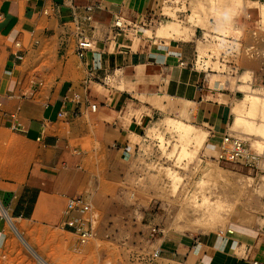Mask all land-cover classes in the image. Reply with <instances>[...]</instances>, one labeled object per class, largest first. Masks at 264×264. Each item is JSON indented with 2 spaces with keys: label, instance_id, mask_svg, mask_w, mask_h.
Returning a JSON list of instances; mask_svg holds the SVG:
<instances>
[{
  "label": "crops",
  "instance_id": "obj_1",
  "mask_svg": "<svg viewBox=\"0 0 264 264\" xmlns=\"http://www.w3.org/2000/svg\"><path fill=\"white\" fill-rule=\"evenodd\" d=\"M162 10L163 0H0V140L6 143L3 149L18 152L25 161L19 171L26 176L11 184L19 199L28 188L38 191L31 218L48 219L40 216V209L55 196L60 166L81 165L94 141L120 146L156 116L191 102L196 121L208 131L206 141L220 152L224 137L232 136V109L245 96L240 87L248 82L264 88V78L255 75L261 69L256 62L250 63L252 82L237 77L242 54L254 49L250 57L264 55L257 31L250 44L224 36L231 57L218 59L228 67L219 75L207 59H200L198 39L209 40L202 27L190 39L158 37L157 28L151 38L143 34L140 28L150 30L171 18L159 20ZM250 16L247 8L244 17ZM119 18L129 24L124 32L114 30ZM80 38L92 42L83 57L77 54ZM223 77L224 82L219 79ZM91 104L97 105L95 111ZM16 208L17 203L13 214L23 218ZM257 232L242 255L223 252L228 261L213 264L264 262V227ZM206 247L199 243L198 258ZM178 249L164 241L160 251L168 255Z\"/></svg>",
  "mask_w": 264,
  "mask_h": 264
},
{
  "label": "rangeland",
  "instance_id": "obj_2",
  "mask_svg": "<svg viewBox=\"0 0 264 264\" xmlns=\"http://www.w3.org/2000/svg\"><path fill=\"white\" fill-rule=\"evenodd\" d=\"M229 1L169 0L164 12L171 18L150 30H140L148 38L157 28L158 37L190 39L191 33L202 27L204 37L217 39L218 43L198 39L200 59L206 50L214 51L217 59L209 60L207 66L221 75L228 68L218 60L225 35L242 38L250 44L254 41L253 32L257 31L264 46L261 16L264 0L255 3L259 6L253 0ZM197 7L203 11L201 20L192 17ZM246 7L250 10V19L244 17ZM166 22L178 23L180 31L168 36L158 34ZM237 48L242 52L240 44ZM252 52L255 50L242 54L238 62L241 70L237 77L242 82H252V62L261 67L255 75L264 78V55L260 52L252 58ZM219 79L225 81L224 77ZM244 85L240 88L245 90V96L232 109L235 119L238 111L246 115L250 110L247 95L264 97V88L248 82ZM256 110L255 124L264 120L262 108L257 106ZM196 111L194 103L185 102L180 109L156 116L120 146L94 141L92 151L83 157L81 165L60 166L55 196L40 209V216H48L47 220L29 216L37 199V189H26L25 198L19 199L17 190L11 187L17 178L26 176L19 171L25 167V161L18 152L3 149L7 146L0 140V188L4 185V191L0 189V204L23 239L50 264H213V261H228L223 252L235 250L242 255L247 242L259 236L257 231L264 227V152H257L261 159L253 169L238 162H218L219 148L207 139L197 152L184 154L179 134L166 120L170 117L192 124L208 137V131L196 121ZM130 117L126 116L127 121ZM235 119L230 133L254 150L262 141H255L244 129L235 127ZM185 148L191 152L193 145L187 143ZM70 196H83L91 205L93 236L87 242H81L76 234L63 227L61 211ZM16 203V212L23 211V218L12 212ZM153 228L157 232H152ZM164 241L178 246V252L168 255L160 252L159 257L152 258ZM200 242L207 247L198 258ZM0 264H41L13 231L1 209Z\"/></svg>",
  "mask_w": 264,
  "mask_h": 264
},
{
  "label": "built area",
  "instance_id": "obj_3",
  "mask_svg": "<svg viewBox=\"0 0 264 264\" xmlns=\"http://www.w3.org/2000/svg\"><path fill=\"white\" fill-rule=\"evenodd\" d=\"M166 3H169V0H163V6H166ZM87 11H91L92 7H87ZM47 13V11H46ZM176 13H181L177 11ZM167 13L163 10L161 11L160 16H158L159 20H162L166 17H169ZM91 15H87L86 19L91 20ZM129 27V24L126 23L122 18H119L114 23V30H118L119 32H124L126 28ZM18 45V44H17ZM222 48L227 50V53L221 52L220 59L224 61L226 58L231 57L229 49L225 47V42L221 43ZM92 48V42L87 40L86 38H80L77 42V54L80 57H83L88 49ZM233 54L237 53L236 51H232ZM18 59L22 57L20 55L16 56ZM207 61H209L207 59ZM90 108L92 111H95L97 108L96 104H91ZM12 116H14L12 114ZM261 156L254 150H251L250 147L246 145V143L239 139L230 135H226L223 139V144L219 154L217 155L216 160L218 162L228 161V162H238L243 164L245 167L249 169L257 168L260 162ZM91 205L83 196H70L66 199L65 207L62 211V215L64 218L63 227L70 230L74 234H76L81 242H87L93 236V226L92 220L90 217ZM152 232H157L156 228L152 229ZM229 234H233L232 230L227 231ZM160 249H156L152 258H157L160 255ZM253 264H264V262L254 261Z\"/></svg>",
  "mask_w": 264,
  "mask_h": 264
},
{
  "label": "bare ground",
  "instance_id": "obj_4",
  "mask_svg": "<svg viewBox=\"0 0 264 264\" xmlns=\"http://www.w3.org/2000/svg\"><path fill=\"white\" fill-rule=\"evenodd\" d=\"M232 2H234V1L232 0ZM257 2L261 3L260 1L255 0V1H253V4H255ZM229 3H230V1H229ZM235 4H238V3H235ZM255 5H257V4H255ZM257 6H259V5H257ZM202 12L203 11L199 7H197L193 11L192 17L193 18L197 17V18H199V20H201ZM261 16H262V18L264 20V8L261 10ZM221 28H222V26L218 27L217 30H221ZM223 28L225 29V27H223ZM181 30L183 31V29H181ZM179 31H180V27H179L178 23L176 24L175 22H166L165 24H163L159 28V30L157 32L160 35H167L168 36V35H170L173 32H179ZM185 31L186 30H184V32ZM222 31L224 32V30H222ZM202 55H204V58L208 59V60H212L215 57L214 51H211V52H208V53L205 52ZM246 100L248 102H251L250 110L246 111V115L242 114V110L238 111L239 113L237 114V119H235L236 122H235L234 125H235V127L239 126L240 128L244 129L246 131L245 132L246 135L257 136V137H262L263 136L264 137V120L255 124V121H254V118H253L256 115V113H257V110H256L257 106H260L262 108L263 114H264V97L258 96L256 94H249V95H247ZM166 124L170 128L174 129L175 132H177L179 134V136H180V138L182 140V143H183L182 144L183 145L182 150H183L184 154H186V155L197 152L204 145L205 140L207 139L206 132H204V131L200 132L192 124H187V123H184V122L179 121V120H175V119L170 118V117L167 118ZM187 143H190V144L193 145V150L191 152H189L185 148V145H187ZM254 151L255 152H259V153L264 152V143H263V141L257 143L256 148L254 149ZM0 209H1V211L3 212V214L6 217V213L7 212H6L5 208L2 207L1 204H0ZM6 219L8 220V222H9L11 228L13 229V231H16L17 229L14 226V224H13L12 220L10 219L9 215L6 217ZM202 226L204 228L206 227L205 224H202ZM14 229H16V230H14ZM20 239L24 242L26 247L39 260V262L41 264H50L44 258H42V256H40L38 253H36V251L23 239L22 236H21Z\"/></svg>",
  "mask_w": 264,
  "mask_h": 264
},
{
  "label": "water",
  "instance_id": "obj_5",
  "mask_svg": "<svg viewBox=\"0 0 264 264\" xmlns=\"http://www.w3.org/2000/svg\"><path fill=\"white\" fill-rule=\"evenodd\" d=\"M8 215H7V213H6V217H7ZM14 230H16V229H14ZM17 234H18V236L21 238V235H19V233H18V231L16 230L15 231Z\"/></svg>",
  "mask_w": 264,
  "mask_h": 264
}]
</instances>
